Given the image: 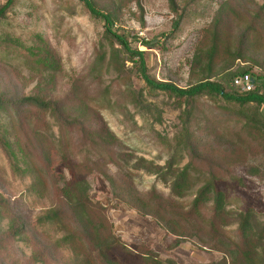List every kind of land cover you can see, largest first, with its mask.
<instances>
[{
	"label": "rangeland",
	"instance_id": "374dc122",
	"mask_svg": "<svg viewBox=\"0 0 264 264\" xmlns=\"http://www.w3.org/2000/svg\"><path fill=\"white\" fill-rule=\"evenodd\" d=\"M94 1L103 10L120 7L112 30L144 52L147 75L157 82L188 88L209 77L239 93L227 75L247 71L257 85L264 79V0H175L177 14L168 0ZM6 2L0 0V7ZM178 15L182 20L174 30ZM219 18L221 52L208 72L200 53L209 49V32ZM104 31L103 22L78 0H13L0 18V98L6 103L0 111V264H33L35 245L46 253L47 264H100L87 244L92 231L36 225L49 210L70 218L60 192L75 179L89 184L94 221L105 219L129 251L110 253L119 264H140L135 252L140 247L162 262H219L229 249L241 247L240 213L251 211L258 230L264 225V109L220 97L180 101L149 90L127 62L123 71L130 81L122 78L107 65ZM100 44L106 56L97 66ZM238 49L242 58L235 57ZM118 60L124 62L122 53ZM30 97L57 103L60 123L51 112L22 102ZM186 132L193 156L179 144ZM172 162L174 169L194 164V190L210 174L217 177L215 186L225 194L231 217L215 227L196 218L181 221L193 195L169 200L161 176L136 170ZM104 174L113 176L116 192ZM152 188L161 199L155 201L156 213L180 236L125 202L144 197L149 203ZM209 215L203 211L204 218ZM11 219L28 226L27 243L11 236ZM70 231L76 239L68 245Z\"/></svg>",
	"mask_w": 264,
	"mask_h": 264
},
{
	"label": "trees",
	"instance_id": "16d2710c",
	"mask_svg": "<svg viewBox=\"0 0 264 264\" xmlns=\"http://www.w3.org/2000/svg\"><path fill=\"white\" fill-rule=\"evenodd\" d=\"M78 1L83 4L84 8L92 17L100 19L103 22L105 29L104 38L107 40L110 50L107 65L122 78L128 79L130 81L128 75H126L123 71V69L125 70V64L123 63L127 62L134 65L132 68L134 70V74L145 83L149 90L167 93L180 101L193 100L202 96L220 97L227 103H233L241 107L253 104L260 109H264L263 78H261L260 85H257L256 82L254 83V89L252 91L239 93H237L238 91L236 93L226 91L224 84L218 81H212L209 77L198 80L194 85H191L188 88H178L171 83L157 82L151 79L146 72V63L143 58L144 52L137 51L136 49L133 50L130 42L125 36L112 30L120 7L113 10H103L100 7H97L94 0ZM12 2L13 0H7V2L0 7V18L5 15L8 8L12 5ZM168 3L171 11L177 14L175 0H168ZM181 20L182 16L178 15V18L173 24L174 30L178 28ZM220 24V18L212 24L211 31L209 32L211 40L209 49L205 53H200V56L205 54V58L208 61L206 64V70H208V72L211 70V63L215 56L221 52L220 49L222 45H220V36L222 33V28L220 27ZM139 42L142 46L148 48V43H144L143 41ZM115 45H117L119 49H115ZM102 49L103 48L100 44L95 62L97 66H102L105 61L106 53ZM240 52V49H238V53H235V57L242 58L243 54ZM119 53H122L125 57V60L122 63H120L118 60ZM200 59L201 57L197 59L198 63L200 62ZM48 62H50L49 59L47 60V64ZM131 70L128 71L130 72ZM246 72L247 71H239V74L227 75L225 77L226 82L231 81V85L234 87L233 80L238 76L247 74ZM22 102L30 106L37 107L42 112H51L55 122L58 124L62 120V113L57 103L46 102L38 97L26 98L23 99ZM5 104L6 103L4 100L0 98V111L4 110L3 108H5ZM185 122H187V119ZM250 124L255 125L254 120L251 119ZM180 143L182 148L192 155L190 152H193L194 149L192 146V140L188 136L187 132L184 134V139L181 140L179 144ZM140 163H143V159H141L139 164ZM173 164L174 163L172 162L167 164L165 167L151 165L148 168L143 167L144 165H142L136 170H144L146 173L152 174L155 177L161 176V181L168 185L169 192L167 199L169 200H181L188 195H193V199L189 203L186 212L183 213L184 216L179 215L181 221L196 218L197 222H206L207 227H215L217 224H221L231 217V214L226 211L225 194L218 190L215 186L217 177H214L212 174H210L207 178L203 179V185L194 190V183L196 180L193 179L191 173L194 172L195 174H198L194 168V164L189 162L181 169H174ZM103 176L106 178L109 186L112 188V191L116 192V181L113 176L106 174ZM89 188V184L83 179H75L70 184H67L60 193L61 199L68 209L70 218L67 219V217H65L60 210H49L37 218L36 225L43 226L50 224L57 227L67 225V227H74L75 229L81 228V230L84 232L89 231L90 233L92 231L93 235H90V237L87 235V244H89L91 252H94L100 264H119L117 261H114L111 258L110 253L116 248H122L128 253L129 251L125 249L124 245L112 235L110 228H106L107 223L105 219H100L97 222L94 221L93 215L95 213L93 212L96 207L88 199ZM155 193V189L152 188L146 194L148 197H150L148 198L149 203H146L144 197L141 198L142 200L138 199L135 203H129L130 201L128 200L125 202L131 204L132 208L141 212V214L149 215L159 221H163L167 227L168 221L164 217L158 215V213L155 211L157 209L155 201H158L156 204L160 202L159 197V199L154 197ZM0 209H2L1 204ZM206 209H208L210 213L208 218H204L203 216V211ZM98 222L100 223L99 225L96 224ZM237 223V230L242 240L240 244L241 247L238 245L236 251L229 249V251L224 253L225 255L222 260L210 264H264V246L261 244V242L264 240V225H262L261 229H257L258 227L254 223L253 214L251 211L240 213L237 217ZM27 228V225L22 222L18 223L17 220L11 219L9 221L8 231L11 236L17 237L18 240L25 243L28 242V239L24 237ZM167 229L175 236H180L178 233H176L178 230L174 231L172 227L170 229L167 227ZM75 239V233L70 231L65 239V242L66 244L71 245L74 243ZM56 244L57 243H53L52 247L56 248V246H58ZM35 249H37V251L32 252V255L30 256V262L33 264H47L48 259L46 257V253L42 249L37 248L36 245ZM135 252L139 258L140 264H174L172 261H160L155 253L149 249H145L144 247L137 248Z\"/></svg>",
	"mask_w": 264,
	"mask_h": 264
},
{
	"label": "built area",
	"instance_id": "2783aa9c",
	"mask_svg": "<svg viewBox=\"0 0 264 264\" xmlns=\"http://www.w3.org/2000/svg\"><path fill=\"white\" fill-rule=\"evenodd\" d=\"M233 86L240 92H250L254 89V81L248 74H244L233 80Z\"/></svg>",
	"mask_w": 264,
	"mask_h": 264
}]
</instances>
